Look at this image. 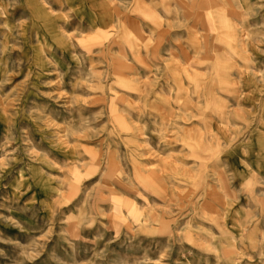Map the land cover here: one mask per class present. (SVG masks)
<instances>
[{"label": "rangeland", "instance_id": "rangeland-1", "mask_svg": "<svg viewBox=\"0 0 264 264\" xmlns=\"http://www.w3.org/2000/svg\"><path fill=\"white\" fill-rule=\"evenodd\" d=\"M0 264H264V0H0Z\"/></svg>", "mask_w": 264, "mask_h": 264}]
</instances>
